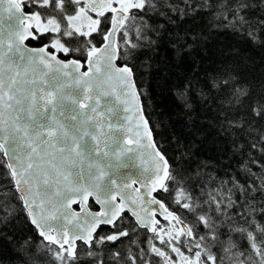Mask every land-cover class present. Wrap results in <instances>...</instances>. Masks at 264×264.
Listing matches in <instances>:
<instances>
[{
  "label": "trees",
  "instance_id": "obj_1",
  "mask_svg": "<svg viewBox=\"0 0 264 264\" xmlns=\"http://www.w3.org/2000/svg\"><path fill=\"white\" fill-rule=\"evenodd\" d=\"M43 1H23L25 12L47 17L56 0ZM71 3H62L61 21L84 4L75 11ZM133 4L118 35V64L131 68L170 165L156 197L192 237L170 219L149 234L122 214L70 258L29 223L0 149V264H165L179 242L205 264H264V0ZM170 223L179 242L165 234Z\"/></svg>",
  "mask_w": 264,
  "mask_h": 264
},
{
  "label": "water",
  "instance_id": "obj_2",
  "mask_svg": "<svg viewBox=\"0 0 264 264\" xmlns=\"http://www.w3.org/2000/svg\"><path fill=\"white\" fill-rule=\"evenodd\" d=\"M82 1L110 18L102 44L79 61L28 46L33 15L0 0V149L29 223L70 258L124 213L149 234L171 219L188 240L191 230L156 197L169 163L131 68L118 64L124 0Z\"/></svg>",
  "mask_w": 264,
  "mask_h": 264
},
{
  "label": "flooded vegetation",
  "instance_id": "obj_3",
  "mask_svg": "<svg viewBox=\"0 0 264 264\" xmlns=\"http://www.w3.org/2000/svg\"><path fill=\"white\" fill-rule=\"evenodd\" d=\"M21 4L22 8L25 11V8L23 6V1L25 0H18ZM30 1V0H29ZM49 1V0H45ZM53 0L49 1V6L51 7V3ZM65 0H56V9H54L53 12H49V9L45 5L42 9L46 10L48 15L45 18H42L41 10H38L37 12L31 9L32 12L30 14L34 17V25H33V35L34 38L30 39L26 42V44L30 47H47V49L51 52H56L58 56L63 60H69V59H75L79 61H83L87 52L95 47H98L103 42V37L106 34L108 27H109V19L105 21V16L109 12L105 13H95L90 11L85 4H83V8L81 11V24L82 29L81 32H73L70 35H64L63 34V28H65L68 18L71 16H68V18L64 21L62 20V15H60L61 12V5ZM72 6V10H77L75 7L77 6L76 2L77 0H69ZM82 1V0H80ZM42 2H44L42 0ZM83 2V1H82ZM84 3V2H83ZM39 7V6H38ZM37 8V7H36ZM79 10L76 11V13ZM28 13V12H27ZM75 13V14H76ZM50 16V17H49ZM45 22L50 23L55 29V31L48 30L47 32L39 31L43 27V24ZM62 22V23H61ZM88 49V50H85ZM85 51V55H83L82 52ZM122 216V215H121ZM120 216V217H121ZM170 232L168 230H165L166 236H169L172 240L173 237L171 234H176L177 229L174 224L170 223ZM179 242V241H177ZM181 245H184L185 250L181 247ZM156 254L162 255V251L154 250ZM163 261L165 264H205L202 259L197 256L196 253H192L189 249L186 243L179 242V247L177 246L172 247V255L171 256H164Z\"/></svg>",
  "mask_w": 264,
  "mask_h": 264
},
{
  "label": "rangeland",
  "instance_id": "obj_4",
  "mask_svg": "<svg viewBox=\"0 0 264 264\" xmlns=\"http://www.w3.org/2000/svg\"><path fill=\"white\" fill-rule=\"evenodd\" d=\"M78 2H81L80 0H77ZM134 0H124L119 7L122 8L124 11H127L129 7H132ZM81 11L79 10L76 14H73L70 18H68L67 23L65 28L62 27L63 29V34L64 35H70L73 32H81L82 29V24L81 22ZM43 24V22H41ZM48 30L51 31H55L54 27L52 25H50V23L45 22L43 24V27L41 29H39V31L43 32H47ZM88 50V49H87ZM178 230V229H177ZM181 232L178 230L177 233L174 235L175 239L177 241L178 238H181Z\"/></svg>",
  "mask_w": 264,
  "mask_h": 264
},
{
  "label": "bare ground",
  "instance_id": "obj_5",
  "mask_svg": "<svg viewBox=\"0 0 264 264\" xmlns=\"http://www.w3.org/2000/svg\"><path fill=\"white\" fill-rule=\"evenodd\" d=\"M169 163V162H168ZM169 170H170V165H169ZM158 199V198H157ZM161 201V200H160ZM162 202V201H161ZM163 203V202H162ZM164 204V203H163ZM164 206H165V204H164ZM166 207V206H165ZM167 209V208H166ZM168 210V209H167ZM169 211V210H168ZM170 212V211H169ZM172 213V212H171ZM124 214H126V213H124ZM174 214V213H173ZM176 215V214H175ZM179 218V217H178ZM171 220V219H170ZM180 220V219H179ZM172 221V220H171ZM181 221V220H180ZM173 222H175V221H173ZM182 222V221H181ZM185 224V223H184ZM188 227V226H187ZM76 256V255H75ZM75 258V257H74Z\"/></svg>",
  "mask_w": 264,
  "mask_h": 264
}]
</instances>
